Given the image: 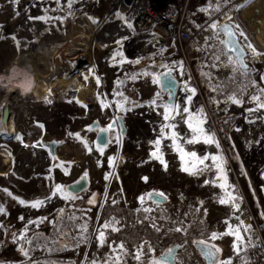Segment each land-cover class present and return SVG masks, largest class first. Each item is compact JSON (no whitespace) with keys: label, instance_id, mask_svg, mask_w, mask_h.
<instances>
[{"label":"rangeland","instance_id":"rangeland-1","mask_svg":"<svg viewBox=\"0 0 264 264\" xmlns=\"http://www.w3.org/2000/svg\"><path fill=\"white\" fill-rule=\"evenodd\" d=\"M131 2L0 0V70L14 60L27 62L35 81L28 93L0 88V146L7 149L0 147V264H114L117 255L119 264H161L156 256L172 243L183 246L177 264H205L194 241L220 249L217 264H231L238 256L240 241L229 234L238 225V211L230 199L227 159L211 136L190 138L196 125L182 110L198 98L186 87L189 70L204 96L217 86L211 65L214 53L224 51L222 19L233 21L238 35L244 33L239 39L250 67L240 80L250 77V86L264 91V0H188L194 35L186 60L172 45L135 39L127 18ZM213 22L219 38L206 39L214 36ZM248 45L262 55L253 57ZM232 60L233 71L240 70ZM165 71L181 78L171 107L157 85ZM258 116V130L254 124L237 126L226 153L238 164L249 202L264 221V177L254 175L256 159L264 157V110ZM116 117L123 118L126 133L111 130L101 153L89 124L96 120L106 127ZM10 119L12 134L3 127ZM50 140L59 141L54 156L42 146ZM81 176L86 189L69 194L67 185ZM57 184L62 191L53 194ZM149 191L163 193L166 203L147 202ZM36 199L44 201L40 207L28 206ZM101 231L104 243L96 238ZM241 235L239 254L247 232L241 229Z\"/></svg>","mask_w":264,"mask_h":264},{"label":"built area","instance_id":"built-area-1","mask_svg":"<svg viewBox=\"0 0 264 264\" xmlns=\"http://www.w3.org/2000/svg\"><path fill=\"white\" fill-rule=\"evenodd\" d=\"M127 18L136 32L135 39L159 46L172 45L186 60L187 44L193 39L192 20L188 0L180 5L169 3L168 0H132L128 8ZM205 56L204 50L200 52ZM216 62V61H215ZM233 67L228 61L220 59V65L214 69L213 77L217 86L204 96L199 80L189 70L186 87L195 89L197 100L187 104L188 113L195 122V129L190 138L205 135L214 139L219 152L227 159L228 175L231 179L230 194L236 197L235 204L239 205L238 217L244 225L251 227L247 231L245 247L231 264H264V221L257 218L242 184V173L237 163H231L227 158V147L230 132L244 119L249 112L240 105L233 103L235 99L230 89L224 88V82L232 76ZM179 84L181 83V78ZM241 80L235 85L241 87ZM249 97L258 95L260 103H264V95L258 87H250ZM207 97L216 98L208 103ZM237 223L239 220L237 219ZM250 238V239H249Z\"/></svg>","mask_w":264,"mask_h":264},{"label":"water","instance_id":"water-1","mask_svg":"<svg viewBox=\"0 0 264 264\" xmlns=\"http://www.w3.org/2000/svg\"><path fill=\"white\" fill-rule=\"evenodd\" d=\"M96 22V19H93ZM227 25L228 30L233 31L236 34V39H239V35L237 34V31L234 26V22L229 19H222L218 23V30L222 34V40H225L226 43L222 44V47L224 51H227L229 55H231L234 60L236 61L239 69L243 72H248L249 70V63L246 61L247 52L242 43L240 44L241 47L244 49V53L242 54L241 58L243 59V62L248 65L247 70L245 71L240 63V60L237 58V53L235 51L231 50V45L227 43L228 37L225 36L224 32L221 31L223 27ZM264 76V71L261 74V77ZM264 83V82H263ZM157 85L160 91L163 93V95L166 97V106L171 107L175 101L176 97L179 91V79L172 71H165L163 73H160L157 76ZM111 128H104L99 129V123L98 121L94 120L92 123L89 124V129L91 130H98L95 139L94 144L97 148H104L108 144L109 139V129L117 128L119 130V133L121 136H123L126 133V127L124 125V121L122 117H116L111 123ZM42 146L48 148L49 154L51 156L55 155V150L57 146H59V141L57 140H50L49 142H42ZM88 184V181L85 176H81L77 181L70 183L66 187V191L69 194L76 195L82 192L86 189ZM151 195H148L147 200L150 201V203H153L155 205H164L167 201V197L165 195L160 196L158 192L154 191L150 193ZM193 246L195 250L197 251L200 258L203 260L205 264H217L219 258H220V251L216 254V259L210 255H206L208 251V247L213 246L209 243H201V241H194ZM207 246V247H206ZM217 248V247H215ZM183 246L178 243H172L170 244L158 257V260L166 263V264H177L176 263V257L177 255L182 251Z\"/></svg>","mask_w":264,"mask_h":264},{"label":"snow or ice","instance_id":"snow-or-ice-1","mask_svg":"<svg viewBox=\"0 0 264 264\" xmlns=\"http://www.w3.org/2000/svg\"><path fill=\"white\" fill-rule=\"evenodd\" d=\"M57 2H59V0H57ZM69 7H71V4H69ZM117 15L119 16L120 14L117 13ZM121 18L123 19V17H121ZM89 19H91V17H90ZM93 22L95 23V21H93ZM128 27H129V28H132V24L129 23V24H128ZM237 27H239V26L237 25ZM209 28L213 31L214 36H212V37H208V38H206V39H218L220 33L217 31V25H216V23L213 22V23L209 24ZM221 31H223L224 34H225V36L228 37V41H227V43L231 45V50H232V51H235V52L237 53V58L240 60V63H241L242 68L246 71L247 68H248V65H247L246 63H244V62H243V59L241 58L242 54L244 53V49H243V47L240 46L241 41L238 40V39H236V34H235L233 31L228 30V26H227V25H225V26L223 27V29H221ZM239 35H240V37H244V33H243V32H240ZM117 43H119V42H117ZM220 43H221V44H225L226 41H225V40H220ZM209 47L211 48L212 45H209ZM248 48L251 49V52H252L253 57H255V56H257V55H262L261 53H258L254 48H252L251 45H248ZM221 55L228 56V52H227V51H221V52L218 53V54H217V53H214V57H215V61H216V62L213 63V64L211 65V68L215 69V68H218V67H219V65H220V58H221ZM137 62H138V61H137ZM228 63H229V64H232V63H233V60H232V57H231V56H228ZM133 78H135V77H133ZM85 79H87V77H85ZM260 80H261L262 82H264V76H262V77L260 78ZM96 82H97V84H99V82H100L98 77H97ZM253 86H255V82H253ZM262 90H264V89H262ZM188 91H190V92H192L193 94H195V89H188ZM251 99L257 102V108H259V109H264V103H260V102H259V101H260V97H259L258 95H253V96L251 97ZM153 103H155V101H153ZM233 103H239V101L233 99ZM103 106H104V105H102V107H103ZM182 111H183L184 113H187L189 110H188V108L185 107V108H183ZM165 118L167 119L168 117L166 116ZM189 126L192 127L191 124H190ZM41 127H42V126H41ZM111 127H112V125H109V128H111ZM194 130H196V131H202V129H194ZM76 135H77V138H79V134H76ZM16 139H17V140H20V139H21V136H20V135H17V136H16ZM206 142H208V143H212L213 141H212L211 139H209V140H207ZM37 143H39V142H37ZM157 143H159V141H157ZM0 147H4L5 150H7V149H6V146H0ZM99 151H100L101 153H103V148H100ZM9 155H11V152H10V151H9ZM191 156L196 157V153H195V152L191 153ZM13 159H14V158H13ZM204 159H207V157H205ZM204 159H200V160H199V163H200V164H203V163H204ZM213 159L215 160V159H217V158L213 157ZM109 163H110V164L112 163V159H111V158H109ZM184 170H185V171H189L188 168H185ZM105 179H108V177L106 176ZM144 179H147V178H144ZM5 191H7V189H5ZM61 191H62V186L59 185V184H57V185L55 186V189L53 190V194L60 193ZM149 195H151V194H149ZM159 195H160V196H163L164 194H163V193H159ZM48 198H49V197H45V199H48ZM77 198H79V197H72V199H77ZM139 199L143 200V197H141V198H139ZM230 199L233 200V201H235L237 198H236V197H231V196H230ZM43 202H44L43 200L36 199V200H34V201L29 202V205H28V206H30V207H32V208H38V207H40V205H41ZM113 202H115V201H113ZM19 203H20V204H25V201H24V200H20ZM89 203H92V201H89ZM220 203H221V204H226V203H228V200L220 199ZM233 207H234L237 211H239V205H238V204H233ZM2 211H3V209L0 208V212H2ZM147 211H151V209H147ZM21 219H23V217H21ZM45 219H47V218H45ZM237 219L239 220V223H238L237 227H236L235 229L231 230V231L229 232V234L234 235L235 238H236V240L240 241V245H237V246H236V249H235V250L237 251V255H239V250H240V248H241V246L243 245V242H244V236L241 235V229H243L244 232H247L248 229H249L251 226H250V225L245 226L243 220H240L239 217H238ZM30 223H34V222L30 221ZM110 226H111V222H109V223H105L104 225H102V227H104V228H108V227H110ZM117 230H118V229H117L116 227H112V231H117ZM157 230H159V229H157ZM175 230H176V231H180V229H175ZM104 237H105V234H104V232L101 231V232H99V235H98L96 238H97L101 243H104V242H105ZM215 238H216V234L213 233V234H212V239H215ZM249 239H250V238H249ZM201 243H203V241H201ZM144 246H146V245H145V244H142V245L140 246V249H138V251H141V252H142V248H143ZM64 247H67V246L65 245ZM118 247L120 248L121 251L124 250V246H123V245H119ZM148 247H150V245H148ZM206 247H207V246H206ZM219 251H220V249L215 248V246H210V247H208V251H207L206 255H210V256H212V257L214 258V260H215V259H216V254H217ZM24 254L27 255V252H25ZM142 254H143V253H142ZM134 258L137 259V260H139V259H140V256H139V255H135ZM120 259H121V257H120L119 255L115 256V258H114V264H119ZM106 264H107V262H106ZM219 264H230V261H229V262H225V261L221 260V261L219 262Z\"/></svg>","mask_w":264,"mask_h":264},{"label":"clouds","instance_id":"clouds-1","mask_svg":"<svg viewBox=\"0 0 264 264\" xmlns=\"http://www.w3.org/2000/svg\"><path fill=\"white\" fill-rule=\"evenodd\" d=\"M34 75L29 63L13 61L4 70H0V88L18 89L28 93L34 87Z\"/></svg>","mask_w":264,"mask_h":264},{"label":"crops","instance_id":"crops-1","mask_svg":"<svg viewBox=\"0 0 264 264\" xmlns=\"http://www.w3.org/2000/svg\"><path fill=\"white\" fill-rule=\"evenodd\" d=\"M235 72H236V70L234 71V73ZM262 94L264 95V91H262ZM215 100H217V99L213 98L212 102H214ZM235 100L239 101L240 104H242L244 102L249 103L248 104L249 106H247V107L241 106L245 111H247L249 113L244 119H242L238 123L237 126H239V125L244 126L245 124H254V125H256V129L258 130V128L260 127V120H259L258 114H260V112L264 109L257 108V102L252 100L251 97L248 96L247 92H244V94H242V96L236 95ZM247 117L249 118V120H247ZM247 121H250L251 123H247ZM237 126L229 134L228 145H229L231 138L233 137V134H235L234 131L237 128ZM261 143H262V141H261ZM256 160H257V166H256L257 171L254 172V175L257 176V178H263L264 177V157H259V159H256Z\"/></svg>","mask_w":264,"mask_h":264},{"label":"trees","instance_id":"trees-1","mask_svg":"<svg viewBox=\"0 0 264 264\" xmlns=\"http://www.w3.org/2000/svg\"><path fill=\"white\" fill-rule=\"evenodd\" d=\"M242 73L243 71L241 70H238L235 73L233 71L232 76L224 82V88L230 89L235 97L236 95L242 96V94H244V92H246L251 87L250 77L247 78L246 82L241 81V87H237L235 85V82L240 80L239 75Z\"/></svg>","mask_w":264,"mask_h":264},{"label":"flooded vegetation","instance_id":"flooded-vegetation-1","mask_svg":"<svg viewBox=\"0 0 264 264\" xmlns=\"http://www.w3.org/2000/svg\"><path fill=\"white\" fill-rule=\"evenodd\" d=\"M112 121H113V120H112ZM112 121H111L106 127H101V126H99V129H98V130H100V129H104V128H108L109 125H111ZM98 130H94V131H95V136H96ZM111 130L116 131V130H118V129H117V128L109 129V132H110ZM118 132H119V130H118ZM119 134H120V133H119ZM94 139H95V138H94ZM76 181H77V180H76ZM151 192H154V191H149L148 193H146V194L144 195V199L147 200L148 195H149ZM147 202H150V201L147 200ZM162 252H163V251H162ZM162 252H161V253H162ZM161 253H160L159 255L156 256V260H157L159 263H161V264H166V263H164V262L158 260V257L161 255Z\"/></svg>","mask_w":264,"mask_h":264},{"label":"bare ground","instance_id":"bare-ground-1","mask_svg":"<svg viewBox=\"0 0 264 264\" xmlns=\"http://www.w3.org/2000/svg\"><path fill=\"white\" fill-rule=\"evenodd\" d=\"M72 63V62H71ZM74 65V64H73ZM69 68H70V66H69ZM73 68V67H72ZM4 127V129H5V132H8V134H12V132H13V130H14V123H13V120L12 119H10L9 121H8V123L5 125V126H3ZM7 134V133H6ZM2 156H4V157H6L5 155H2Z\"/></svg>","mask_w":264,"mask_h":264}]
</instances>
